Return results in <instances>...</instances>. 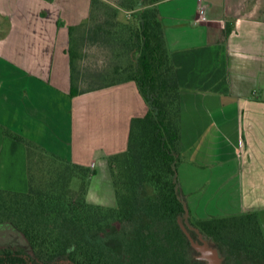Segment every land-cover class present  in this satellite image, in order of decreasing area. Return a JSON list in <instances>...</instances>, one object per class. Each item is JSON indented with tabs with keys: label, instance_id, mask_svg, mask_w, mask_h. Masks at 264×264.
Returning a JSON list of instances; mask_svg holds the SVG:
<instances>
[{
	"label": "crops",
	"instance_id": "crops-1",
	"mask_svg": "<svg viewBox=\"0 0 264 264\" xmlns=\"http://www.w3.org/2000/svg\"><path fill=\"white\" fill-rule=\"evenodd\" d=\"M90 4L0 0V188L28 187L27 145L8 129L88 167V202L117 203L108 157L127 148L131 120L148 106L133 80L70 94L69 27ZM155 5L181 91L178 179L189 211H254L264 236V0ZM218 196L226 211L201 209Z\"/></svg>",
	"mask_w": 264,
	"mask_h": 264
},
{
	"label": "trees",
	"instance_id": "trees-1",
	"mask_svg": "<svg viewBox=\"0 0 264 264\" xmlns=\"http://www.w3.org/2000/svg\"><path fill=\"white\" fill-rule=\"evenodd\" d=\"M158 1L118 0L116 7L91 0L88 17L69 27L70 94L133 80L148 106L132 118L127 148L108 157L116 205L86 200L88 167L6 129L27 145L28 187L0 188V230L16 235L0 242V264H208L197 247L204 241L213 242L220 264H264V236L254 211L194 218L184 199L178 179L181 91ZM119 8L129 15L118 18ZM109 39L128 56L126 65L112 69L113 77L124 76L84 85L83 44ZM35 150L49 158L44 175L50 181L31 172ZM71 177L82 179L79 193L70 190Z\"/></svg>",
	"mask_w": 264,
	"mask_h": 264
},
{
	"label": "rangeland",
	"instance_id": "rangeland-1",
	"mask_svg": "<svg viewBox=\"0 0 264 264\" xmlns=\"http://www.w3.org/2000/svg\"><path fill=\"white\" fill-rule=\"evenodd\" d=\"M108 4L117 7L118 0H104ZM129 11L119 8L118 18H126L129 15ZM75 49V45L72 46ZM124 49H121V43L118 41L108 42H95L87 41L82 46V58L81 64L79 65L80 76L84 81V85H89L88 82H93L92 84H99L105 81H109L113 78L123 77L124 74L117 73L114 77L112 76V69L115 65H126L128 62V56L126 55ZM37 152V154H36ZM35 154L31 160V172L35 176V179L40 177L41 181L44 183L46 180H51V178L45 177L44 175L45 168L44 165L49 162L47 156H43L39 151L35 150ZM40 154V155H38ZM44 169V170H43ZM77 171V169H74ZM78 174L82 175L81 171ZM80 177V176H79ZM79 177H71L68 183L70 190L74 193H79L82 190V179ZM112 177V175H111ZM38 181V180H37ZM113 185V179H112ZM114 188V185H113ZM227 188V187H226ZM212 187L208 188V191H212ZM215 189V188H214ZM224 188L221 190L223 193ZM115 191V189H114ZM221 192L219 196L221 195ZM116 194V193H115ZM219 196L213 198L212 201L208 204H202L201 209L207 207L208 211L220 212L226 211L229 204L226 201L220 202ZM212 198V197H211ZM223 197H220L222 200ZM90 203V202H89ZM94 204V203H92ZM101 205V204H97ZM102 206H115V205H102ZM16 238V235L9 230H0V242L11 241ZM115 243V240L111 241ZM213 242L204 241L201 244H198L197 247L201 252V256L208 260V264H220L219 254L217 250L213 247Z\"/></svg>",
	"mask_w": 264,
	"mask_h": 264
},
{
	"label": "built area",
	"instance_id": "built-area-1",
	"mask_svg": "<svg viewBox=\"0 0 264 264\" xmlns=\"http://www.w3.org/2000/svg\"><path fill=\"white\" fill-rule=\"evenodd\" d=\"M200 18L201 19L205 18V16H204V8H201V10H200Z\"/></svg>",
	"mask_w": 264,
	"mask_h": 264
}]
</instances>
